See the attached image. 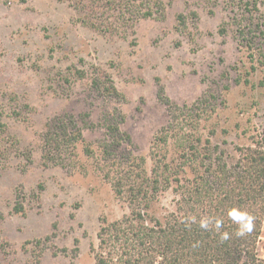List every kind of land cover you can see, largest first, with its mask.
Instances as JSON below:
<instances>
[{
	"label": "rangeland",
	"instance_id": "rangeland-1",
	"mask_svg": "<svg viewBox=\"0 0 264 264\" xmlns=\"http://www.w3.org/2000/svg\"><path fill=\"white\" fill-rule=\"evenodd\" d=\"M263 22L264 0H0V264H95L101 219L130 211L99 168L110 127L120 131L115 154L145 156L150 169L153 138L171 120L161 88L234 159L235 145L264 141ZM58 118L86 139L67 166L43 156ZM174 206L169 190L155 210Z\"/></svg>",
	"mask_w": 264,
	"mask_h": 264
},
{
	"label": "trees",
	"instance_id": "trees-1",
	"mask_svg": "<svg viewBox=\"0 0 264 264\" xmlns=\"http://www.w3.org/2000/svg\"><path fill=\"white\" fill-rule=\"evenodd\" d=\"M246 10L259 12L257 1H247ZM260 32L264 36V29ZM259 54L264 59V53ZM107 81V92L117 94L111 78ZM160 97L171 120L153 138L150 169L145 156L120 158L115 154L120 131L118 125L110 127L113 138L105 144L99 168L130 211L115 220L101 219L98 245H91L95 264H264L259 254L264 226V141L235 145L234 159L232 152L214 144L212 134L204 138L200 133L195 109L175 111L164 88ZM2 128L0 123V161L8 149ZM85 141L74 119L49 123L43 134L45 165L67 166L68 155L76 154L78 142ZM85 153L93 155L90 144L85 145ZM169 190L174 193V209L159 216L155 205ZM233 207L255 218L251 232L237 235L239 225L228 215ZM15 211H24L21 202ZM202 218H212L208 229L200 227ZM215 219L223 222L218 231ZM223 233L229 238L221 239Z\"/></svg>",
	"mask_w": 264,
	"mask_h": 264
},
{
	"label": "clouds",
	"instance_id": "clouds-1",
	"mask_svg": "<svg viewBox=\"0 0 264 264\" xmlns=\"http://www.w3.org/2000/svg\"><path fill=\"white\" fill-rule=\"evenodd\" d=\"M229 217L239 225V229L237 235H244L245 233H249L252 231L254 227V217L248 213L247 211L241 210L240 208L233 207L229 210ZM193 222H195V217L191 218ZM210 223H212V218H202L199 221L200 227L204 229H208ZM215 228L217 231L222 226V220L215 219ZM228 233H223L221 239H228Z\"/></svg>",
	"mask_w": 264,
	"mask_h": 264
}]
</instances>
